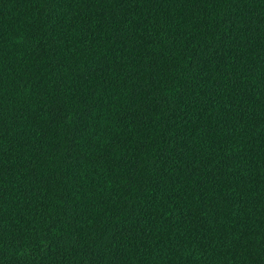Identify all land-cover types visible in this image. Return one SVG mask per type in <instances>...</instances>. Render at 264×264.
Listing matches in <instances>:
<instances>
[{
    "label": "trees",
    "instance_id": "16d2710c",
    "mask_svg": "<svg viewBox=\"0 0 264 264\" xmlns=\"http://www.w3.org/2000/svg\"><path fill=\"white\" fill-rule=\"evenodd\" d=\"M0 264H264V0H0Z\"/></svg>",
    "mask_w": 264,
    "mask_h": 264
}]
</instances>
